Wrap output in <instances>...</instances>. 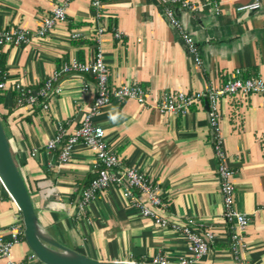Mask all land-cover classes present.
Returning a JSON list of instances; mask_svg holds the SVG:
<instances>
[{
    "label": "crops",
    "instance_id": "0c3cea01",
    "mask_svg": "<svg viewBox=\"0 0 264 264\" xmlns=\"http://www.w3.org/2000/svg\"><path fill=\"white\" fill-rule=\"evenodd\" d=\"M192 1L198 11L175 10L198 42L201 65L187 51L159 0H104L99 10L91 0H70L66 22L28 44L4 46L1 64L11 86L22 83L39 89L64 61L92 60L99 48L98 29L104 27L101 47L110 84L138 83L149 93L146 104L114 99L104 106L96 120L104 127L107 142L126 164L160 185L165 215L194 217L214 228L211 250L195 264H235L222 217L218 159L206 102L186 113H161L155 105L165 90L220 87L237 69L243 77H264V0L258 10L240 9L253 0ZM55 4L56 0H0V28L37 29ZM116 30L122 38L115 36ZM60 84L62 92L46 100L48 107L18 105L12 89L0 105L40 224L62 244L94 259L151 262L163 254L168 264H179L189 249L185 237L143 217L120 187L101 191L85 212L80 210L82 191L97 175L95 153L79 142L70 160L61 163V148L49 149L47 144L57 133L58 121L68 122L70 131L81 123L94 101L96 81L89 74L72 72L64 74ZM220 111L227 162L235 172L237 206L251 217L246 258L250 264H264V94L223 97ZM21 215L0 180V226L7 229L21 222ZM31 252L22 240L12 256L22 261ZM0 264L8 260L0 256Z\"/></svg>",
    "mask_w": 264,
    "mask_h": 264
},
{
    "label": "built area",
    "instance_id": "2783aa9c",
    "mask_svg": "<svg viewBox=\"0 0 264 264\" xmlns=\"http://www.w3.org/2000/svg\"><path fill=\"white\" fill-rule=\"evenodd\" d=\"M163 13L180 34L187 51L193 57L197 65L203 63L200 48L196 38L187 29L181 18L178 17L175 8L180 7L190 11H198L199 6L192 0H159ZM70 0H56L51 15L43 18L37 29L31 30L23 26H11L0 28V92L5 94L8 90L17 92L18 105L41 104L48 107L46 100L54 94L62 92L60 79L67 73H86L96 81V95L81 123L70 131L65 121L57 122V133L49 140V149L61 148L59 156L61 163H66L72 156L76 143L87 144L95 153L94 169L97 173L90 184L82 191L79 208L85 212L86 207L97 195L111 187L121 188L130 205L137 209L143 217L150 218L162 228L171 229L183 237L189 243L188 253L181 255L179 264H195L201 257L209 253L216 240L214 228L206 223L197 221L194 217L172 218L163 213L167 206L161 194V187L145 172L128 165L119 154L109 145L105 137L104 127L97 122L105 105L114 99L126 101L137 100L141 104L148 102V90L138 83H125L112 86L109 79V68L105 61L104 51L101 47V35L104 27L98 29V50L90 61H82L77 57L64 61L61 66L49 76L39 89H34L22 83L11 86L8 73L1 64L3 47L6 45H23L32 41L35 36H46L59 23L68 20V5ZM92 6L99 10L104 0H91ZM217 5V4H216ZM262 7V0H253L242 5L240 9L258 10ZM79 36L78 33L73 34ZM115 36L122 38V32L116 30ZM261 93L264 94V77H243L241 69H237L234 76L220 87L208 86L197 92L165 90L155 107L161 113H186L195 104L207 102L209 127L212 142L218 159L217 175L223 197L222 217L225 221L229 238L230 252L235 264H250L246 258V234L251 217L240 210L236 202V184L234 182V170L227 162L225 138L221 127V99L226 96L238 94ZM24 223L17 221L5 229L0 226V256L8 260V264H41L35 252H31L26 259L17 261L13 258V248L23 240ZM152 264H168V258L157 255L149 262Z\"/></svg>",
    "mask_w": 264,
    "mask_h": 264
},
{
    "label": "water",
    "instance_id": "95a60500",
    "mask_svg": "<svg viewBox=\"0 0 264 264\" xmlns=\"http://www.w3.org/2000/svg\"><path fill=\"white\" fill-rule=\"evenodd\" d=\"M180 7H177V9ZM208 107V104L206 102ZM0 180L22 212L24 236L44 264H152L129 260H99L72 249L52 237L40 224L32 196L14 157L0 115Z\"/></svg>",
    "mask_w": 264,
    "mask_h": 264
},
{
    "label": "trees",
    "instance_id": "16d2710c",
    "mask_svg": "<svg viewBox=\"0 0 264 264\" xmlns=\"http://www.w3.org/2000/svg\"><path fill=\"white\" fill-rule=\"evenodd\" d=\"M4 95H5V94H2V93L0 92V105H1L2 102L4 101V98H5ZM16 96H17V93H16ZM0 115H1V118H2V122H3V124H4V116H3V114L1 113V111H0ZM4 127H5V126H4ZM25 181H26V179H25ZM26 184H27V181H26ZM27 186H28V184H27ZM28 189H29V186H28ZM29 191H30V190H29ZM30 194H31V192H30ZM20 213L22 214L21 210H20ZM21 220L23 221L22 215H21ZM23 240H26L24 235H23Z\"/></svg>",
    "mask_w": 264,
    "mask_h": 264
}]
</instances>
